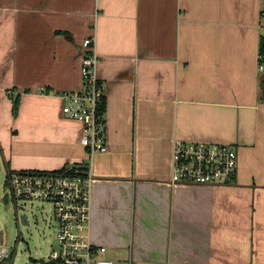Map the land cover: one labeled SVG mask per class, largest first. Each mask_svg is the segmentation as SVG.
I'll list each match as a JSON object with an SVG mask.
<instances>
[{"label": "crops", "instance_id": "obj_1", "mask_svg": "<svg viewBox=\"0 0 264 264\" xmlns=\"http://www.w3.org/2000/svg\"><path fill=\"white\" fill-rule=\"evenodd\" d=\"M89 36L108 135L92 157L60 96ZM263 36L264 0H0L6 174L90 167L88 234L118 260L264 264ZM177 139L236 145V182L171 183Z\"/></svg>", "mask_w": 264, "mask_h": 264}, {"label": "built area", "instance_id": "obj_2", "mask_svg": "<svg viewBox=\"0 0 264 264\" xmlns=\"http://www.w3.org/2000/svg\"><path fill=\"white\" fill-rule=\"evenodd\" d=\"M263 55L259 54V71L264 72ZM98 54L96 37L83 41L81 62L82 87L60 94L64 100L62 112L82 124L81 143L90 157L108 151L107 118L102 112L105 89L97 76ZM45 92V87L40 90ZM171 183L201 185H231L239 171L238 147L226 142L177 139L173 146ZM94 176L73 163L66 172L48 170H11L5 184L15 201L42 200L51 203L58 222V249L48 256L54 264H119L104 258V245L95 244L89 236L91 195ZM9 249H0V262ZM125 264H170L146 262L129 257Z\"/></svg>", "mask_w": 264, "mask_h": 264}, {"label": "rangeland", "instance_id": "obj_3", "mask_svg": "<svg viewBox=\"0 0 264 264\" xmlns=\"http://www.w3.org/2000/svg\"><path fill=\"white\" fill-rule=\"evenodd\" d=\"M5 175L6 169L0 157V249L7 247L11 255L0 264H52L48 256L58 249V222L51 203L15 201L5 185ZM21 214L27 215L29 224L21 222ZM102 256L125 264L118 260L122 254L109 251Z\"/></svg>", "mask_w": 264, "mask_h": 264}, {"label": "trees", "instance_id": "obj_4", "mask_svg": "<svg viewBox=\"0 0 264 264\" xmlns=\"http://www.w3.org/2000/svg\"><path fill=\"white\" fill-rule=\"evenodd\" d=\"M263 39H264V36L262 37V41H263ZM262 41H261L260 53L263 55V59L261 60V62L264 63V45L262 44ZM260 89H261L262 95L264 96V77L262 78V81L260 83ZM18 106H19V97H16L13 99V113H14V115H17ZM102 112H106V98L104 99V103L102 104ZM79 164H81L83 170H87V166L83 165L82 163H79ZM66 171H68V168L64 167L62 169L55 170L54 172H66Z\"/></svg>", "mask_w": 264, "mask_h": 264}, {"label": "water", "instance_id": "obj_5", "mask_svg": "<svg viewBox=\"0 0 264 264\" xmlns=\"http://www.w3.org/2000/svg\"><path fill=\"white\" fill-rule=\"evenodd\" d=\"M262 44L264 45V39H263V41H262ZM20 219H21V222H22L23 224H29V221H28V218H27V215H26V214H21V215H20ZM50 263L54 264L53 261H51Z\"/></svg>", "mask_w": 264, "mask_h": 264}]
</instances>
